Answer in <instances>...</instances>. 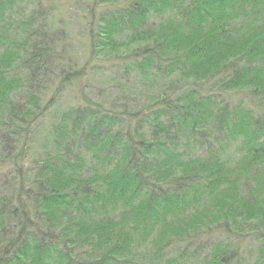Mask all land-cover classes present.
I'll use <instances>...</instances> for the list:
<instances>
[{
  "label": "trees",
  "instance_id": "trees-1",
  "mask_svg": "<svg viewBox=\"0 0 264 264\" xmlns=\"http://www.w3.org/2000/svg\"><path fill=\"white\" fill-rule=\"evenodd\" d=\"M65 1L0 0V264H264V0Z\"/></svg>",
  "mask_w": 264,
  "mask_h": 264
},
{
  "label": "rangeland",
  "instance_id": "rangeland-1",
  "mask_svg": "<svg viewBox=\"0 0 264 264\" xmlns=\"http://www.w3.org/2000/svg\"><path fill=\"white\" fill-rule=\"evenodd\" d=\"M65 2H66L65 0H62L61 3H64V5H66V7H63V8H64L65 11H67L68 10L67 7L69 6V9L71 7H70V3L67 2L65 4ZM26 13H27V11L25 12V14ZM84 14H85L84 11H81V9H79V8H77V9L71 8V11L69 12V14L67 13V15L65 17L68 18V19H66L67 22H68V20H70V18L71 19H74L75 17L76 18H78V17L81 18V17H83ZM70 16H72V17H70ZM66 27H67V25H66ZM70 29L72 30L71 33H72V37L74 39V43L76 42L77 43L76 45L81 48V50L79 52V56L83 59L85 57V53L84 52L87 50V40H86V37H85L84 33L82 32V27H78L77 25H73V27L72 28L70 27ZM68 30H69V26L67 27V31ZM109 57H112V56L108 55L107 58L99 59V61L103 62V63H106V64L114 62L112 59H109ZM81 92H82V81L78 83V87H75L74 89L69 88V90L66 91L65 100L68 101V102H72V103H76L77 101L80 100L81 103H83L82 93Z\"/></svg>",
  "mask_w": 264,
  "mask_h": 264
}]
</instances>
